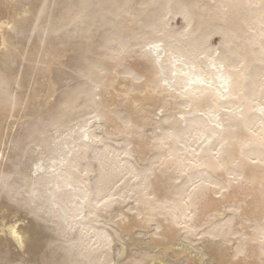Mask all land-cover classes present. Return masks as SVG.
Listing matches in <instances>:
<instances>
[{
  "label": "bare ground",
  "instance_id": "1",
  "mask_svg": "<svg viewBox=\"0 0 264 264\" xmlns=\"http://www.w3.org/2000/svg\"><path fill=\"white\" fill-rule=\"evenodd\" d=\"M88 1L92 15L99 16L102 0ZM159 1L148 0L146 9L126 17V25L116 33L120 35L110 43L107 52L114 61L132 56L145 58L150 76L142 79L129 70L124 82H119L122 76L118 73L105 84L96 85L104 93H95L88 86L87 93L83 92L95 109H105L109 92L123 88V96L136 103L141 96L127 91V85L147 82L148 100L152 104L161 102L165 110L160 122L162 132L155 136L143 132L137 139L153 143L162 166L174 169L183 179L176 187L175 202L166 206L167 217L190 238L198 228V220L191 213L198 209L199 201L205 200L208 193L221 191L223 198H232L235 188L254 180L251 168L264 167V0H214L209 11L197 10L198 3L193 1L185 5L179 0H162L157 9L146 13ZM171 15H182L189 29L184 33L168 30L164 20ZM132 24L142 31L129 32ZM3 27L0 22V29ZM215 33L226 40L219 55L208 44ZM149 34L151 39L141 41ZM123 35L127 41L120 54ZM236 42L241 43L242 49L232 46ZM96 70L87 75L97 73ZM92 96L99 97V101ZM70 107L67 101L64 113ZM64 113L50 120V126H61ZM115 119V112H97L68 135L40 134L39 140L49 150L29 177L30 202L50 212L61 232H75L69 247H75L74 252L85 264H116L127 250L120 243L119 233L140 225L157 205L154 161L138 145L115 139ZM253 161H257L255 166ZM4 175L14 177L7 184L8 189L26 178L15 170ZM0 181L5 183L6 178ZM119 182L122 184L117 187ZM227 218L221 225L223 231H216L220 224L214 223L217 225L203 241L219 261H224L226 250L216 246L220 241H228L227 235L236 227L234 218ZM3 232L19 249L26 245L29 250L37 247L33 226L23 229L17 224L4 225ZM262 238L264 242V234ZM150 241L155 249H163L166 254L172 251L177 259H186L189 264H205L207 259V254L190 242L156 244L153 237ZM148 264L166 263L157 260Z\"/></svg>",
  "mask_w": 264,
  "mask_h": 264
},
{
  "label": "rangeland",
  "instance_id": "2",
  "mask_svg": "<svg viewBox=\"0 0 264 264\" xmlns=\"http://www.w3.org/2000/svg\"><path fill=\"white\" fill-rule=\"evenodd\" d=\"M179 1L185 5L190 1L196 2V9L203 11L211 10L215 3L214 0ZM147 2L102 0L99 16H93L88 0H0V22L4 23L0 29V166L3 165L0 179L6 178L5 183L0 181L5 189L0 188V264H85L74 252L75 247H69L75 239V232H61L57 219L50 212L30 202L29 177L35 164L45 158L49 150L39 140L40 134L45 137L68 135L72 129L93 118L95 113L108 111L116 113L115 139L132 142L138 145V149L146 151L148 159L154 161L157 177L153 184L157 205L149 215H145L140 225L119 233L120 243L125 244L127 250L116 264H148L157 260L166 264H189L186 259H177L172 251L166 254L163 249H155L150 237L156 239V244H172L179 240L193 243L207 254L205 264H264V167L255 166L257 161H253L254 180L247 186L235 188L232 198H223L221 191L208 193L205 200L199 201L198 209L191 213L198 220V228L194 236L188 238L181 227L167 217L169 210L166 207L175 202L176 187L183 179L174 169L166 170L162 166L153 143L146 144L137 139L143 132L148 136L162 132L160 122L165 110L161 102L152 104L148 100L147 82L138 86L134 83L127 85V91L140 94L136 103L123 96V88L107 94L105 109H95L88 101L85 86L95 93H104L96 85L105 84L118 73L122 76L119 82H124L129 70L142 79L150 76L145 58L132 56L114 61L107 54L110 43L120 35L116 33L126 25L124 19L146 9ZM162 2L160 0L156 6L149 7L146 13L157 9ZM164 21L168 30L184 33L189 29L182 15H171ZM124 31L128 34L125 28ZM141 31L134 24L130 25L129 32L137 34ZM146 31L150 33L149 29ZM125 36H121L120 54L123 53L121 46L127 41ZM246 37L250 38V33ZM146 38L152 37L146 35L141 41ZM243 38L241 34V42ZM136 43L132 41V44ZM208 44L216 51L215 55H219L220 49L226 46V40L215 33L210 36ZM240 44L236 42L232 46L241 48ZM116 52L112 51L113 54ZM95 69L97 73L87 75ZM92 97L99 101V97ZM67 101L71 107L64 113ZM61 113L65 115L62 125L50 126L49 121ZM13 170L26 178L8 189L7 184L14 177L4 174ZM121 184L119 182L116 186ZM229 216L234 218L236 227L232 234H226L228 241L218 242L216 249L226 250L224 261H219L203 241L205 236H209V230L217 225L214 223L220 224L216 231H223L221 225ZM12 224L23 229L28 226L36 229L38 244L35 250L27 249V245L19 249L9 242L3 226Z\"/></svg>",
  "mask_w": 264,
  "mask_h": 264
}]
</instances>
